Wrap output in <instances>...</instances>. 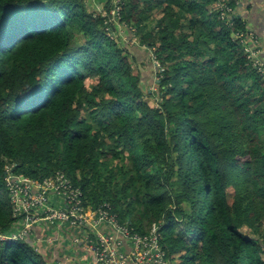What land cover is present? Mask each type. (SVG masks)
<instances>
[{
  "label": "trees",
  "instance_id": "1",
  "mask_svg": "<svg viewBox=\"0 0 264 264\" xmlns=\"http://www.w3.org/2000/svg\"><path fill=\"white\" fill-rule=\"evenodd\" d=\"M87 1L0 0V233L23 226L8 168L62 172L90 206L143 218L135 232L157 223L181 264H264V81L236 38L251 21L227 25L214 0H120L118 27L111 0ZM30 241H0V264H48Z\"/></svg>",
  "mask_w": 264,
  "mask_h": 264
},
{
  "label": "built area",
  "instance_id": "2",
  "mask_svg": "<svg viewBox=\"0 0 264 264\" xmlns=\"http://www.w3.org/2000/svg\"><path fill=\"white\" fill-rule=\"evenodd\" d=\"M231 2L214 0L220 18L229 26H233V16L239 13L235 6H240L239 0H235L234 5ZM119 3L120 0H111L114 7L106 11L105 15L118 27L121 17ZM236 38L241 39L250 65L264 81V47L259 36L254 30L247 29L237 32ZM7 173L14 216L21 217L23 226L10 235L0 233V241L33 239L36 225L48 223L57 225L59 233L65 226L76 229L78 235L72 238V243L78 244L90 254V264H174L173 259L176 257L169 253L162 242L157 223H152L147 233L135 232L128 223L119 221L109 203H102L97 208L87 204L82 190L62 172L44 181H31L22 175L14 176L10 168ZM58 240L62 238L57 235L56 238H49L48 242ZM66 251L62 255H65V263L69 264L70 256Z\"/></svg>",
  "mask_w": 264,
  "mask_h": 264
},
{
  "label": "crops",
  "instance_id": "3",
  "mask_svg": "<svg viewBox=\"0 0 264 264\" xmlns=\"http://www.w3.org/2000/svg\"><path fill=\"white\" fill-rule=\"evenodd\" d=\"M235 0H232L234 3ZM240 6H235V8L238 10L239 13H243L244 17L249 19L250 25L249 28L254 30L257 35L259 36L260 42L264 47V21H263V15L261 7L264 6V0H239ZM255 7L254 11H256V14H251L250 12L244 10L245 8H251V10ZM58 204V202L56 203ZM48 223H39L36 225L38 233H35L33 237V241H30V245H32L36 252H38L43 259L47 261L48 264H67L65 263L64 256L62 255V252L65 250L68 251L67 246L68 244L66 239H64V235L58 232V229H54L53 231L46 230L45 225L47 226ZM38 227H41L39 229ZM66 228V226H65ZM59 236L62 238V240L55 241L53 243H49L48 239L53 237L56 238V236ZM66 251V253H68ZM91 261V259H89ZM89 261V264L91 263Z\"/></svg>",
  "mask_w": 264,
  "mask_h": 264
},
{
  "label": "rangeland",
  "instance_id": "4",
  "mask_svg": "<svg viewBox=\"0 0 264 264\" xmlns=\"http://www.w3.org/2000/svg\"><path fill=\"white\" fill-rule=\"evenodd\" d=\"M103 1L104 0H88L87 3L89 5V11L92 12V11H96L97 8L98 9L101 8ZM115 1H118V0H115ZM103 15L104 16L106 15V11L103 12ZM155 15H156L155 19H159L162 16L161 12L159 10L156 12ZM117 36H120V38H118V41H120V39H121V42L126 43L127 45L132 46V45L137 44V37L129 39V38H126L125 35L121 34V33L117 34ZM123 36H124V38H122ZM143 53L144 52H142V54ZM142 54H138V55H140V58H141ZM144 54H146L148 56L147 59L145 60V63H151L152 56L146 52ZM152 61H154V59ZM152 64H153V62H152ZM152 64H151L152 70L150 71L151 78L144 80V85H142L144 90L149 89L150 93L157 90V83L154 80L155 78H157V73H156V70L153 69L154 67ZM134 67L136 70H138L137 66H134ZM153 95L156 96L155 93ZM152 99L154 100L155 98H152ZM149 101H150V99H149ZM124 217H126V218H124ZM121 218H122V219H120L121 222L130 224L136 230H139L140 228H142L144 226L145 220L143 218L136 217L133 212H130L127 215L123 214ZM47 226L51 229H57V225L47 224ZM147 231L149 232L148 226H147ZM62 233L66 237V240H67L66 244H68V246H67L68 251L67 252L69 253V256H70L69 264H89L90 254L87 251H85L84 248H82L81 246H78V244L72 243V238H74L76 235H78V231L74 228L66 226V228L62 229ZM173 263L174 264H181L176 259H173Z\"/></svg>",
  "mask_w": 264,
  "mask_h": 264
},
{
  "label": "snow or ice",
  "instance_id": "5",
  "mask_svg": "<svg viewBox=\"0 0 264 264\" xmlns=\"http://www.w3.org/2000/svg\"><path fill=\"white\" fill-rule=\"evenodd\" d=\"M40 19H41L42 23H51L52 22V18L50 16H47V15H42Z\"/></svg>",
  "mask_w": 264,
  "mask_h": 264
},
{
  "label": "clouds",
  "instance_id": "6",
  "mask_svg": "<svg viewBox=\"0 0 264 264\" xmlns=\"http://www.w3.org/2000/svg\"><path fill=\"white\" fill-rule=\"evenodd\" d=\"M136 45H138V43Z\"/></svg>",
  "mask_w": 264,
  "mask_h": 264
}]
</instances>
